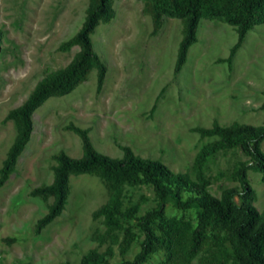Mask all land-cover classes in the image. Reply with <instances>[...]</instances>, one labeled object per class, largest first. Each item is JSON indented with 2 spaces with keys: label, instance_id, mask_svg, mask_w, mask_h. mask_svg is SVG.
<instances>
[{
  "label": "rangeland",
  "instance_id": "1",
  "mask_svg": "<svg viewBox=\"0 0 264 264\" xmlns=\"http://www.w3.org/2000/svg\"><path fill=\"white\" fill-rule=\"evenodd\" d=\"M95 0H0V168L18 133L9 113L34 86L65 67L79 52L73 36ZM184 20L161 16L153 30L152 14L143 0H111L107 16L90 33L91 47L105 70L96 88V66L88 68L67 93L48 95L30 115L31 131L0 183V264H78L90 251L102 262H130L143 235L136 217L155 209L156 198L147 183H123L120 208L133 207L135 217L119 216L134 234L127 247L122 229L108 226L96 211L107 200L109 183L96 172L70 174L60 212L41 227L52 198L31 191L52 179L56 155L81 154L84 130L93 148L120 157V146L135 155L157 159L172 171L195 179L199 171L219 196L238 186L233 171L248 158L238 146L206 156L199 169L197 151L216 136L200 135V128L217 123L264 122V23L253 25L230 55L236 42L234 26L219 18H200L194 41L175 68ZM264 152V141L260 143ZM253 188V204L264 217V181L246 171ZM181 200L189 198L180 192ZM241 198L234 196L237 204ZM197 206H178L167 197L151 229L158 237L163 222L178 219L188 230L174 239L172 254L153 244L140 264H232V250L224 230L206 225L201 244L189 242Z\"/></svg>",
  "mask_w": 264,
  "mask_h": 264
},
{
  "label": "trees",
  "instance_id": "2",
  "mask_svg": "<svg viewBox=\"0 0 264 264\" xmlns=\"http://www.w3.org/2000/svg\"><path fill=\"white\" fill-rule=\"evenodd\" d=\"M110 1L95 0L88 7L79 29L73 36V40L80 47L77 55L65 67L53 71L47 78L39 81L22 103L9 113V116L17 121L19 129L2 161L0 183L6 178L15 157L29 137L31 113L48 95H62L70 91L92 65L96 66V88L99 89L105 68L92 50L90 33L98 21L107 16ZM143 1L152 14L153 30L158 27L161 16L184 20L183 34L176 55V69L183 62L187 47L194 41L195 28L200 18H219L234 26L237 38L231 47L230 55L240 45L249 28L264 23V0ZM74 129L81 138L80 156L70 157L62 151L58 152L51 181L31 191L32 194L49 195L52 198L46 213L37 222L38 227L52 220L60 212L66 198L68 176L93 171L111 186L106 202L97 209L96 214L102 216L106 225L123 230L126 236L123 247H127L134 234L128 227L121 225L119 216L135 217V209L120 208L121 185L125 182L147 183L155 194L157 208L147 210L136 217L143 235L140 249L130 262L124 264L142 263L152 251L153 244L162 246L169 257L173 251L176 234L188 230L187 222L169 219L163 222L164 228L160 237L152 231L150 226L152 218L162 213L167 197H172L181 207L188 204L197 206L196 223L189 230L192 249H197L201 244L206 225L220 227L224 230L231 246L232 264H264V217L250 203L253 188L246 174L248 169L255 170L261 174L264 181V152L260 148V143L264 141V122L260 124L234 122L227 126L214 123L209 128L199 129L200 135L216 136V139L205 143L197 151L194 158L197 169L206 156L222 149L238 146L248 158L249 163L239 162L233 171L238 186L223 188L219 196H214L206 190L208 179L199 171L192 180L183 173L172 171L160 160L133 154L127 146H120L122 152L120 157H111L95 150L84 130ZM181 191L188 193L187 200H181ZM234 196L242 199L240 204L235 203ZM78 264L109 263L102 262L99 254L90 251Z\"/></svg>",
  "mask_w": 264,
  "mask_h": 264
}]
</instances>
